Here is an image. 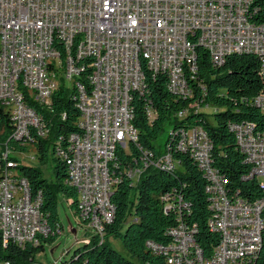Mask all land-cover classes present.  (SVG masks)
Masks as SVG:
<instances>
[{"label": "built area", "instance_id": "1", "mask_svg": "<svg viewBox=\"0 0 264 264\" xmlns=\"http://www.w3.org/2000/svg\"><path fill=\"white\" fill-rule=\"evenodd\" d=\"M252 1L0 0L2 244L25 248L51 233L41 212V194H32L29 180L10 159L16 153L13 141L47 135L45 122L31 103L50 109L60 85L73 81L77 86L81 133L70 137L69 153L59 150L57 155L67 163V182L79 194L78 221L93 224L96 235L102 236L105 224L115 217L118 152L138 142L132 101L135 93L146 90L144 67L167 74L169 90L186 97L193 95L188 76L198 70L197 45L208 51L216 66L225 63L229 50L254 48L264 57V24L251 21ZM87 61L91 91L74 82V73L84 72ZM257 106L264 111V101ZM231 130L251 167L247 178L257 179L264 190V135L251 123L235 124ZM178 148L191 154L207 178L209 224L221 242L206 258L195 232L181 224L171 234V246H149L170 264H246L262 245L264 197L250 202L227 192L203 128L184 131ZM177 166L168 151L154 159L145 153L143 167L129 175L138 183L148 169Z\"/></svg>", "mask_w": 264, "mask_h": 264}, {"label": "trees", "instance_id": "2", "mask_svg": "<svg viewBox=\"0 0 264 264\" xmlns=\"http://www.w3.org/2000/svg\"><path fill=\"white\" fill-rule=\"evenodd\" d=\"M251 21L264 24V0H253ZM198 70L188 76L192 88L191 97H182L169 90L168 75L154 73L144 67L147 87L143 94L133 95L132 125L137 130L138 142L130 143L127 150L118 152V168H114L118 184L114 188L112 202L115 217L105 224L102 236L94 235L90 242L78 248L70 256H64L61 264H170L164 254L155 252L149 244L171 246V234L181 224L195 232L196 241L206 258H210L220 245L221 235L210 227L212 217L211 197L207 192V178L190 153L181 151L178 142L184 131L201 127L212 142L214 167L223 175L227 192L236 198L253 202L264 197V190L257 179L247 176L251 167L239 149L231 127L251 123L258 134L264 135V111L257 100L264 94L263 59L255 54L241 53L229 56L225 63L216 66L206 49L196 46ZM90 61L84 63L85 71L76 82L91 91ZM41 114L47 135H34L31 140L12 142L11 149L25 153L33 146L41 161L47 158L46 143L53 142L56 156L55 183H49L40 169L23 164L17 157L16 169L29 180L33 195L42 196L41 212L51 233L42 237L38 245L25 248L0 241V263L33 264L45 245L56 241L63 225L58 210V194L62 193L68 207L78 219L81 214L79 194L68 184L67 163L58 157V151L69 153L70 137L80 134L81 112L78 106V88L64 84L55 92L50 109L31 103ZM210 107L209 117L201 111ZM8 130L13 125L8 120ZM170 126L171 131L161 152L156 142ZM170 152L178 163L176 169H148L138 183L129 172L143 167V157L157 158ZM81 225L83 223L79 222ZM90 226V224H86ZM262 245L246 264H264V232ZM120 241L127 257L111 245Z\"/></svg>", "mask_w": 264, "mask_h": 264}, {"label": "rangeland", "instance_id": "3", "mask_svg": "<svg viewBox=\"0 0 264 264\" xmlns=\"http://www.w3.org/2000/svg\"><path fill=\"white\" fill-rule=\"evenodd\" d=\"M73 81L67 82L69 89L73 88ZM202 112L209 117L212 114L210 107L201 109ZM171 127L167 126L165 132L161 135L156 142V146L159 151H165V144L169 137ZM47 145V158L45 161H41L38 151L29 146L28 151L25 153H12L23 164L40 169L44 178L49 183H55V166L56 156L53 151V142L46 143ZM19 173V171H18ZM263 180V178L261 179ZM58 210L60 219L63 225L60 236L55 242L46 244L44 251L38 253L35 257L33 264H61V259L66 256H70L80 247H83L86 242H90L94 235H96V229L90 226L81 225L76 218L74 212L68 207V202L62 193L58 194ZM111 245L114 249L126 256L128 253L122 246L120 241L111 240Z\"/></svg>", "mask_w": 264, "mask_h": 264}, {"label": "bare ground", "instance_id": "4", "mask_svg": "<svg viewBox=\"0 0 264 264\" xmlns=\"http://www.w3.org/2000/svg\"><path fill=\"white\" fill-rule=\"evenodd\" d=\"M241 53H251V54H255L260 56L263 59V75H264V57L262 56V54H260V51L254 48H241V49H237V50H229L227 51V58L229 56L235 55V54H241ZM82 72H75L74 73V82H76V80L79 78V76L81 75ZM186 97H191V96H186ZM262 101H264V94L262 96H260L257 100V104L261 105ZM162 168H167V169H172V167H162ZM159 169V168H158ZM131 177H133L135 179L134 175H130ZM116 179V177H115ZM90 227H93V224H90ZM172 234H175V231L172 232ZM39 244V242H38Z\"/></svg>", "mask_w": 264, "mask_h": 264}]
</instances>
